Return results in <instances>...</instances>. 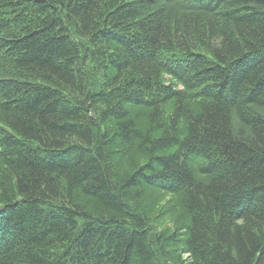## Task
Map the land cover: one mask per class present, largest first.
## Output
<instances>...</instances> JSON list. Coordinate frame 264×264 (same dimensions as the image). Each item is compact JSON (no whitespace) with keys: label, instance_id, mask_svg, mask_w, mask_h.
Wrapping results in <instances>:
<instances>
[{"label":"trees","instance_id":"obj_1","mask_svg":"<svg viewBox=\"0 0 264 264\" xmlns=\"http://www.w3.org/2000/svg\"><path fill=\"white\" fill-rule=\"evenodd\" d=\"M0 264H264V0H0Z\"/></svg>","mask_w":264,"mask_h":264},{"label":"rangeland","instance_id":"obj_2","mask_svg":"<svg viewBox=\"0 0 264 264\" xmlns=\"http://www.w3.org/2000/svg\"><path fill=\"white\" fill-rule=\"evenodd\" d=\"M154 195L155 196L153 201L155 203L162 202L160 204L159 210L163 209L162 212H158V210L155 212L154 222L157 223V229H162L169 224V216H173L178 220L181 218L180 216L183 214V209L179 202V198H173V196H166L159 192H155Z\"/></svg>","mask_w":264,"mask_h":264}]
</instances>
